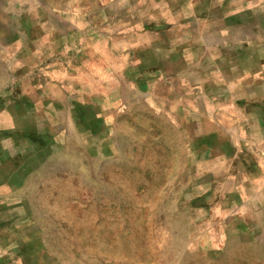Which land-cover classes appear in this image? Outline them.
<instances>
[{
	"label": "rangeland",
	"instance_id": "obj_1",
	"mask_svg": "<svg viewBox=\"0 0 264 264\" xmlns=\"http://www.w3.org/2000/svg\"><path fill=\"white\" fill-rule=\"evenodd\" d=\"M0 264H264V0H0Z\"/></svg>",
	"mask_w": 264,
	"mask_h": 264
}]
</instances>
